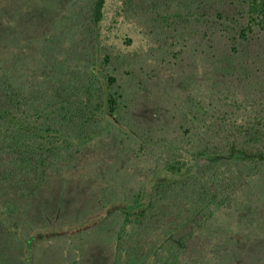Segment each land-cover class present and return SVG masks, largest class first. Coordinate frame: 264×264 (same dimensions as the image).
I'll list each match as a JSON object with an SVG mask.
<instances>
[{
  "label": "trees",
  "instance_id": "obj_1",
  "mask_svg": "<svg viewBox=\"0 0 264 264\" xmlns=\"http://www.w3.org/2000/svg\"><path fill=\"white\" fill-rule=\"evenodd\" d=\"M62 21L65 29L37 38L30 57L0 54V185L11 186H0V228L21 240L14 249L20 264L34 263L42 239L49 264L58 257L69 262L78 249L67 241L92 233L109 235L113 264H235L240 240L217 233L214 220L219 209L264 195V188L254 189L246 202L237 192L243 179L264 178V108H257L264 0H74ZM122 24L131 35L121 34ZM135 35L142 57L117 72L126 56L116 42L130 45ZM178 60L190 71L183 82L193 81L192 95L177 100L174 120L163 128L170 133L152 137L155 127L136 124L126 100L151 88L150 73L165 81L163 68ZM216 118L222 125L215 134L230 135L223 145L199 149L192 143L201 132L188 140L180 132ZM107 131L116 162L104 176L93 220L67 232L59 230L78 220L50 223L43 236L12 227L10 197L30 193L28 182L40 184L49 166Z\"/></svg>",
  "mask_w": 264,
  "mask_h": 264
},
{
  "label": "rangeland",
  "instance_id": "obj_2",
  "mask_svg": "<svg viewBox=\"0 0 264 264\" xmlns=\"http://www.w3.org/2000/svg\"><path fill=\"white\" fill-rule=\"evenodd\" d=\"M73 1L0 0V54L12 60L30 57L35 50L37 38L55 31H62V28L65 29L58 23L63 19V24L66 15L71 11ZM131 16L133 19L137 17H134L133 14ZM108 18H110V14ZM67 28H70V25H67ZM118 30L121 34L128 33L131 35V29L124 24L119 26ZM134 37L135 40L130 45H125L120 41L116 42L118 49L124 51L123 56H126L123 64L117 68V72H121L122 68L128 66L130 62L134 65L133 62L142 57L139 50L135 49L141 46L137 43L138 35ZM163 71L165 81L150 73L151 88L149 87L147 92L135 94L126 100L127 105L125 107H128L136 124L146 122V124L155 127L151 132L152 137L165 134L166 131L168 134L170 133L169 129L163 130V128H165L164 125L168 120H174L177 100H180L181 97L186 99L185 96L192 95L191 88L195 86L191 79L183 82L186 76L190 75V71L185 63L180 62V60L169 63L163 68ZM187 84H189L187 87H183ZM176 92L178 97L175 100ZM194 93H198V90L194 89ZM166 94L168 95L167 98ZM258 97L261 99L259 103L263 104L258 105L257 108L262 109L264 108V90L259 93ZM238 114L242 116L243 111H239ZM249 115L244 114L241 121L247 122ZM220 119L216 118L213 119L214 121L207 122L202 129L195 126L194 129L191 128V132L188 134L184 131L185 128H181L180 132L188 137L186 140L197 135V130L201 132L202 139L197 137L196 142L192 143L194 147L199 149L207 146L217 147L225 144L226 138L230 136L225 132L215 134L214 127L222 125V119ZM109 133L107 131L93 140L91 144L85 143L71 157L59 160L58 164L54 163L55 165L52 167L49 166L46 179L40 184L29 185L28 182L26 189L30 193L19 194L17 192L16 195L11 196L10 200L16 206H12L10 209L12 212L7 216V219L12 227H18L25 233L35 230L42 236L45 230L54 228L49 227L50 223H53L55 228L57 225L66 227V223L78 220L79 223L60 229L59 232L64 230L67 232L68 229L71 230L72 228H85V225L93 220L94 213L98 212L97 201L101 197V189L105 180L109 179L107 174H110L111 165L116 162L117 151L113 152L110 147L113 142ZM128 159L133 161L134 157L129 155ZM260 167L264 175V165H260ZM251 171H257L256 166L251 168ZM258 177L249 178L246 182L244 179L242 180L244 183L243 191L237 190L241 196L240 199H246L247 202L249 197L253 196L254 189L264 188V178L260 181ZM0 186L2 189L11 187L4 184ZM246 195L247 197H244ZM95 210L97 211L95 212ZM219 211L220 213L216 214V220H214L217 233L224 235L229 240L232 236H234L232 238L240 240L237 245L243 253L238 257L239 260L235 264H264V195L262 194L260 198L256 197L255 202L248 203L246 206L242 207V205L235 204L232 208H222ZM105 212L108 213L109 209H106ZM36 234L31 235L30 238H35ZM108 238V234L92 233L85 236L81 241L68 240L67 243L72 244L73 248L76 247L78 252L75 253L72 250L73 253L69 256V262L68 259L58 257L54 264H113V252ZM5 240L10 242L2 247L1 251L4 258L0 264H12L13 261L15 264H20L22 256L14 255V249L17 248L18 243L21 244V240L16 242L10 235H4L0 228V247L5 244ZM42 240L34 245L36 259H34L33 264H49L47 262L49 248H46L47 245ZM23 242L25 243V241ZM7 255H12V260L17 259L12 261L8 259Z\"/></svg>",
  "mask_w": 264,
  "mask_h": 264
}]
</instances>
